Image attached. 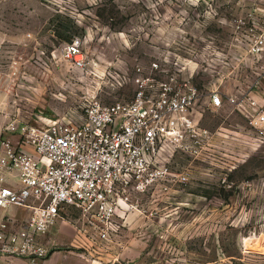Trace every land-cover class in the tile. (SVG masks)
<instances>
[{"label":"rangeland","instance_id":"obj_1","mask_svg":"<svg viewBox=\"0 0 264 264\" xmlns=\"http://www.w3.org/2000/svg\"><path fill=\"white\" fill-rule=\"evenodd\" d=\"M247 7L242 0H0V130L78 117L93 98L129 100L136 65L156 86L167 72H151V61L189 57L201 92L192 113L213 135L199 154L169 157L167 168L184 172L185 183L165 195H132L100 244L76 231L77 211L65 213L50 227V246L46 234V264H264V137L232 106L210 107L208 95L211 88L264 93V60L246 54L234 32ZM74 36L81 69L62 57Z\"/></svg>","mask_w":264,"mask_h":264},{"label":"built area","instance_id":"obj_2","mask_svg":"<svg viewBox=\"0 0 264 264\" xmlns=\"http://www.w3.org/2000/svg\"><path fill=\"white\" fill-rule=\"evenodd\" d=\"M242 1L248 7L235 19L236 40L246 54L264 60V0ZM81 46L76 36L62 45V57L70 68L85 66ZM181 58L151 61V72H167L156 86L152 75L136 65L132 77L136 89L129 100L105 104L93 98L78 117L45 124L23 120L19 128L13 122L1 127L0 257L4 264L44 260L46 234L69 210L79 213L76 231L100 244L115 231L114 216L121 207L128 208L132 195H165L175 184L186 182L184 172L173 174L167 168L169 157L199 154L213 135L199 126L192 113L201 92L190 73L193 59ZM194 60L199 66V56ZM253 90L227 93L211 88L209 105L232 106L263 138L260 101L264 93ZM11 208L23 209L24 216L8 213Z\"/></svg>","mask_w":264,"mask_h":264},{"label":"crops","instance_id":"obj_3","mask_svg":"<svg viewBox=\"0 0 264 264\" xmlns=\"http://www.w3.org/2000/svg\"><path fill=\"white\" fill-rule=\"evenodd\" d=\"M1 54H2V50H1ZM18 58L21 59V56H18ZM17 64H20V62H18L17 60H13L12 63L10 64V66H15ZM8 213L14 214L16 217H22L25 214L24 210L20 209V208H11V209H9ZM49 231H50V229H49ZM49 231H48V236H47L46 242H48V244L50 246L53 242H55V239L51 235V233H49ZM50 259H51V256H50V258L47 259V257H46L44 260L39 261L35 264H46V262H48V260H50ZM3 262H4L3 258L0 257V264H2ZM17 262H20L21 264H26V261H24L22 259L17 260Z\"/></svg>","mask_w":264,"mask_h":264}]
</instances>
